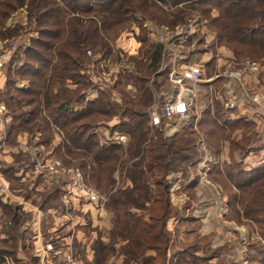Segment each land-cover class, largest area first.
Wrapping results in <instances>:
<instances>
[{
    "label": "trees",
    "instance_id": "1",
    "mask_svg": "<svg viewBox=\"0 0 264 264\" xmlns=\"http://www.w3.org/2000/svg\"><path fill=\"white\" fill-rule=\"evenodd\" d=\"M25 1L5 0L0 3V26H4L15 7ZM182 3L194 4L191 9L202 15L211 16L217 12V16L210 20L217 46L229 49L236 62L264 61V0H28V16L35 21L40 39L33 40L23 61L19 62L20 53L15 54L5 67L6 82L1 99L11 117L6 126L10 137L19 132L34 134L37 131L46 141L41 143L49 144L56 129L68 144L64 147L66 155L81 154L92 160L91 185L106 192L114 187L117 173L132 183V187L112 194L106 204L114 214L113 227L109 246H104L100 239L96 240L101 247H93L96 264H105L104 259L115 254V244L125 239L128 243L121 248L126 259L124 264H167L172 237L179 229L169 231L168 220L175 218L181 226H193L198 221L189 211L191 202L180 208L170 200L173 181L169 177L176 174L188 177L190 171L196 170V161L201 156L193 127L184 126L166 137L165 119L161 128H153L150 124L153 94H160V99H165L164 94H167L163 90L165 82H158L164 73L156 69L162 63L163 48L156 49L149 38L146 37L145 41L142 36L146 43V63L134 62L142 73H146V78L123 77L127 84L133 82L137 85L135 98L125 95L123 104H117L110 94L99 90L94 102H83L88 89L82 75L86 51L110 54L112 44L126 26L135 22L132 16L137 11L156 24L176 25L185 20L188 12L182 8L180 16L176 14L174 17L178 18L170 21L171 14L163 8L165 5L177 7ZM16 77L28 81L29 88L19 89L15 85ZM68 82L76 88L69 89ZM198 86L199 90H207L209 94L208 85L201 83ZM211 99L213 103L205 104L201 110L199 125L208 139L211 154L218 156L222 141L230 138L226 135L228 128L234 129L239 122L226 119L223 102L213 91ZM116 116L123 120L119 124L122 132L130 136L124 160L120 156L124 152L122 145H101L99 138L90 133L95 123ZM152 131L154 134L150 137ZM244 140L242 143L232 142L233 149L245 151L250 139ZM24 156L29 159L27 154H20L17 158ZM83 168L86 169V165ZM9 172L4 173L8 178ZM212 175L213 181L228 194L230 216L233 218L234 214L239 223L243 220L257 228L256 240L247 244L248 259L253 264H264V163L250 170L235 160L230 165L215 164ZM193 182L188 186V192L194 190L196 182ZM47 197L46 201L48 198L57 199L56 196ZM191 197L194 199L195 194ZM132 209L142 211L143 215L131 212ZM10 217L11 225L17 226V216ZM196 230L191 231L192 239L181 253L195 257L191 264H241L228 258L226 249H213L210 237ZM150 251L154 255H148ZM199 252L202 256L198 255ZM9 259H12L11 253L0 250V264H10Z\"/></svg>",
    "mask_w": 264,
    "mask_h": 264
},
{
    "label": "rangeland",
    "instance_id": "2",
    "mask_svg": "<svg viewBox=\"0 0 264 264\" xmlns=\"http://www.w3.org/2000/svg\"><path fill=\"white\" fill-rule=\"evenodd\" d=\"M4 2L5 0H0V3ZM186 4L182 3L177 7L165 5L163 8L166 13L169 12V14H171V17H169L170 21L178 18L174 17L176 14L180 16L181 12L179 10H182V8L188 12V14L185 15V20L177 22L174 26L156 24L149 18L143 16L140 11H137L132 16L135 22L126 26V29L120 34L121 36L116 43L112 44L113 50L110 54L105 52L106 55L102 52L95 54L93 50L92 55L86 54L82 75L83 80L88 84V89L84 96V104L92 102L91 100L93 99L95 101L98 97V94L97 96L95 94L96 92L99 93V90H103L110 94L112 100L117 104H123L125 95H128V97L132 99L135 98L138 94L137 85L133 82L127 84L123 77L125 75H132L136 78H146V73H142L141 69L135 64V62L146 63V43L143 41L142 36H145V41L146 37L149 38L150 43L154 44L156 49L163 48L165 62L156 69L158 70L157 72L164 73V76L159 78L158 82H165L163 90H166L168 95H171L175 91H179V89L177 90V88L170 86L167 79V74L172 69H179L183 65L194 66L201 64L202 83L208 85L210 89L209 94L207 90L203 92L199 90V94H202L203 97L198 95L197 107L196 109L194 108L192 115L201 118V110L206 103L210 102L212 94H210V91L215 92L217 98L221 99L222 83L224 81L223 79H225L224 75L226 73L229 75L238 71V67L233 62L236 60L226 56L217 46L215 34L210 27L211 18L213 19L214 16H217L216 11H214L211 16L209 14L202 15L191 9L192 6H195L194 4H187L188 6L185 7ZM27 6L28 0L25 1V4H18L14 12L7 19L5 25L0 26V35L10 39V41L7 42L9 43L8 48L14 49V55L20 53L21 57L19 62L24 60L25 52L32 47L33 40L40 39V35L36 30V25V33L32 38L19 39L14 37L19 34V28L15 34L10 23L12 20L16 19L22 20L20 17H25L24 15L28 12ZM22 31L25 32L26 29ZM205 57L210 58L207 63H210L209 67H203L202 65L205 62ZM136 59L140 61H136ZM10 61L11 60L8 62ZM101 63H103V67H101ZM155 72L156 70H154V73ZM105 74L107 76L108 74L112 75V81L110 83L107 82V76ZM153 78L156 79L155 75ZM15 85L19 89L29 88L30 86L28 81L21 80L18 77H16ZM188 87L191 88V86ZM153 95L150 110H158L162 107L165 99H160V94L155 93ZM73 106H75V108L80 107L79 105ZM122 121L123 120L119 116L108 120H101L93 125L90 133L95 134L99 138L101 145L114 144V141L110 139L111 136L116 132L124 133L119 127ZM190 121L193 122L191 119L188 121L178 120L177 118L166 120L164 126L165 135H168V130L173 132L176 131L175 128L180 130L184 126H189ZM194 124H196V121ZM191 126L193 127V125ZM3 129L2 124H0V131H3ZM34 134L35 135H33V133L30 134V141L29 138L21 140V142L20 139L14 141V146L18 147L30 145L34 148L33 146H35L36 149L31 150L32 155H28V160H26L25 156L23 158H17L18 155L13 158L10 152L11 149H7L6 144L5 147L0 149V160L6 161V163L12 161L10 167L13 168L9 169L10 178L6 177L7 181H4L5 184L2 183L4 177L2 178V173H0V250L11 253L12 259L8 260L10 264H29L31 260L30 256L36 246V242H38L35 237L38 233H42V244H45L47 241L60 242L57 237H69L74 228H80L81 232H84L91 239L92 237H94V239L96 238V227H93L90 214H85L84 211V209L90 208V206H85L90 202L71 198L73 194H75L71 186L73 182V170H78L82 174V178L86 184L92 187V189H96L95 191L99 195L109 196L107 203L112 197V194H116L120 189L122 190L124 186L123 180H125V177L123 178V174L119 176L117 173L115 178L119 184H114V193H111V189L106 190V192L97 189L90 184L91 159L81 154L77 156L71 154L66 155V149H64V147H67L68 144L63 137L54 138L49 144H42L41 142L46 141L42 139L41 134L37 131H35ZM153 134L152 131L150 137ZM202 140L203 138L200 139V141ZM128 144L122 146L124 148L123 155H120L122 160L127 156L126 149ZM145 146L146 144L144 147ZM249 158V160L253 161L261 159L257 167L261 166L264 163V152L253 153L249 155ZM203 159V164H196V170L193 172L190 171L191 173L188 177H184L181 174L170 176V178H173L170 189L173 203L182 208L187 202H191V207L189 209L190 213L195 214L196 212L199 218L203 220L201 223L197 221L193 226L188 224H183L181 226L179 221L174 219L169 221L170 228H172L173 225L175 226V221H177L176 225L179 229L175 237H172V243L167 254V264H173L180 260L183 264H191L195 257L184 256L183 254L181 255V253L185 248L184 246L189 244L192 239L191 231L196 229L198 233L200 229L201 231L212 230L214 235L209 237L212 241L211 247L213 245L214 249H226L225 254L231 259L241 264H253L251 260L248 259L247 244L256 240L258 234L257 228L253 224H246L243 220L239 223L234 214L233 218L230 216V207L227 204L228 194L224 193L222 188L217 184V188H215V186L206 182L209 181L208 179H215L214 175H212L215 163H209L210 159L208 157L206 158V156H203ZM253 161H251V163H253ZM84 165H86V169L83 168ZM243 165L248 168L245 164ZM248 165L250 164L248 163ZM195 179L196 181L198 180V185H193V188L196 187L198 189V193L201 197V201L199 200L198 202H195V198L192 199L191 197L196 194L194 190L188 192L187 190L184 191V189H181L186 185L194 183L193 181ZM170 180H168V182H170ZM220 194H223V196ZM48 195L50 197L56 196L57 199L52 200L48 198ZM46 197L49 201H46ZM203 198L207 200H203ZM53 210H57L58 212L62 211L64 214L68 213L69 216H67L63 224H61V222H55L54 216L58 213ZM207 210L210 211V214L207 213ZM104 211L105 210H101L99 216H103L101 219V230L103 234L106 235L109 230L106 228L104 222L107 221L110 216L105 215ZM13 214L17 216L18 224L14 227L11 225L12 217H10L11 215L13 216ZM185 215H187V212ZM36 219L41 223L39 231L36 230ZM77 220H79V223L75 224ZM46 221L49 222L48 227L45 224ZM94 221L95 224H99L97 218H94ZM80 223L83 226H80ZM66 225H68V227H66ZM56 229L57 231L53 233ZM50 231L52 233H50ZM102 242L104 246H109L110 244V241ZM78 244L80 246H75L76 256L78 259L88 261V251L81 243L77 242V245ZM91 245L93 247L97 245L101 248L95 240ZM216 246L222 247L215 248ZM198 255L202 256V253L199 252Z\"/></svg>",
    "mask_w": 264,
    "mask_h": 264
},
{
    "label": "crops",
    "instance_id": "3",
    "mask_svg": "<svg viewBox=\"0 0 264 264\" xmlns=\"http://www.w3.org/2000/svg\"><path fill=\"white\" fill-rule=\"evenodd\" d=\"M27 13L25 15L21 14V15L25 16V17H20L22 20H20V19L12 20V22L10 23L11 24L10 26L14 29V31H17V29H18L17 24H23L24 27L21 29V31L23 29H26V31L25 32L22 31L21 34H26L27 37L26 38L20 37L19 39H30V37L32 38L33 35L36 33V31H35L36 23H34L35 22L34 20L28 18L29 16ZM216 14H217V12H216ZM9 41H10L9 38L4 39V38L0 37V65L2 64V68H1V72H0V106H3L5 108L4 111L0 112V124H2V126L4 128L3 131H0V139H1L0 149L2 147H5V144H6L7 149H11L10 152L12 153L13 158H15V156H17L21 153L31 156L32 155L31 150L36 149V148L33 145L32 146L34 148H32L30 145H28V146L24 145V146H19V147L14 146V143H15L14 141L15 140L18 141V139H20V142H21V140H25L26 138H29V141H30V133L19 132V133L14 134L10 137L9 134H7V132H6L7 123H9L11 121V117L9 115L6 103L1 99V93L5 89V82H6L5 67L8 64V61L11 60L10 58H12L14 56V53H15V52H13L14 49L8 48L9 43H7V42H9ZM152 45H154V44H152ZM219 50L223 51L226 54V56L230 57L231 59H233V60L235 59L233 53L229 49H227L225 47H220ZM164 58H165L164 52L162 50V63L165 62ZM209 59L210 58H206V57L204 58L205 62L202 64L203 67H205V66L207 67V65H208L207 63H208ZM247 61H249V60H246V61L241 62V63L233 61L234 64L238 67L237 70L242 74V81L244 83V86L249 91L264 92V61L257 62L259 64V68L257 71L250 70V68L246 65ZM254 62H256V61H254ZM162 63L160 64V66L162 65ZM199 65H201V64H199ZM227 74L228 73H226L224 75L225 79H224V82L222 84V89H221V100L223 102V109L225 112V117L228 121H230V122L235 121V122H239V123L237 126H235L234 129L228 128L226 135H230V138H225L222 141L220 153L218 154V156H214L211 154L210 144L208 142V139L204 135V132L201 130V127L199 125L201 118L198 116L192 115L194 109L189 114L188 117L177 118V119L188 121L189 119L192 120L191 117H193V116L195 117L193 122L195 123V121H196V124H194L192 121H190V125H193V127H194L193 128L194 135L197 138V149L201 155L196 161L197 165L203 164V160H204L203 156H206V158L208 157L210 159L209 163L214 162L215 164H219L221 166H224V165H230L232 163V161L235 160V161L239 162L243 167H244L243 164L248 166V168L244 167L246 170L254 169V168H257V165H258V163L261 162V159H258L255 161L249 160L250 159L249 155H251L253 153L264 152V138H263V136H264V110H263V108L258 107L257 105L250 102L248 100V98L243 94L240 87L235 84V80L232 78V75L231 74L227 75ZM67 84H68L69 89L74 90L76 88V86L74 84H71L69 82ZM211 93H212V91H210V94ZM97 94L98 93L96 92L95 95L97 96ZM172 94H174V92ZM164 95L165 96H171V95H168V93L164 94ZM198 95L201 97V95L199 94V88H198V91L196 93V101H195L196 106L194 107L195 109L197 107ZM91 101L94 102V99ZM165 102H166V99H165ZM212 103H213L212 99H210V102L208 104H212ZM175 130L178 131L177 128H175ZM176 131L170 132V130H168V132H167L168 135H166V136H172ZM164 132H165V127H164ZM125 134H127V133H125ZM33 135H35V134H33ZM57 137L62 138V134L60 132H58L57 130H55L54 138H57ZM201 138H203L202 141H200ZM129 139H130V136H129ZM244 139H246V140L250 139V142L247 144L245 151H242L241 148L233 149L232 142L242 143L243 141H245ZM29 144H31V143H29ZM243 152H245V153H243ZM251 161H253V163H251ZM11 163H12V161L6 163V161L0 160V173H2V175H1L2 178L4 177L2 179L3 184H5V182L7 181L4 173L6 171H9ZM248 163L250 165H248ZM176 175H180V174H176ZM170 179L172 180L173 178H170ZM208 180L209 181H206L207 183H209L212 186H215V188H217L216 187L217 183L215 181H213L212 179H208ZM194 181L196 182L195 186H197L198 180L196 181V179H195ZM116 184H119V182L116 181L115 185ZM123 184H124L123 190L127 189L128 187H132V183L128 180H123ZM200 185H201V183H200ZM188 186L189 185H186L184 188H181V189H184V191L185 190L188 191ZM110 191H111V193H114L115 189L112 188ZM194 191L196 192L194 201L195 202H198L199 200L201 201V197H200V195L198 193V189L196 187H194ZM170 193H171V191H170ZM220 195L223 196V194H220ZM100 197H101V199L99 200V202H90L89 201L90 203L85 205V206H90V208H88L86 210L84 209L85 214H87V213L90 214L92 221H93V227H96V231H95L96 232L95 233L96 238L95 239H94V237H92V239H91L84 232H83L84 233L83 234L81 232L80 228H78V229L74 228L73 232L69 235V237H67V238L66 237L62 238L61 236L57 237V239H59V241H60V242H57V250L58 251H56V252H45L44 245L42 244V239H43L42 233L41 234L38 233L35 236L38 242H36V246H35L32 254L30 256L31 260H30L29 264H62L66 261L68 254L73 255L74 260L78 264H96L95 251H94V248L91 244H92V242H94V240L96 241L98 239H100L101 241H104V242L110 241L111 231H112V227H113V218H114L113 212L106 208L107 199L109 198V196H104V195L101 196L100 195ZM73 198L74 199L77 198L76 200H80V201H84V202L88 201L87 199H83L81 197H73ZM170 200L173 203L171 195H170ZM203 200H207V199L203 198ZM174 205L180 207L177 204H174ZM101 210H105L104 211L105 215L110 216V217H108V220L104 222V224L106 225V228H108V230H109L106 235H104L102 230H101L102 229L101 219L103 217V216L102 217L99 216ZM54 212L58 213L57 215L54 216L55 222H61V224H63L65 222V220L67 219V216H69L68 213L64 214L62 211L58 212L57 210H55ZM131 212L137 213L138 215H143V212L140 210L132 209ZM40 213H41V210H40ZM207 213L210 214V211L207 210ZM192 215L200 223L202 222L203 219L199 218V216H198V214H196V212H195V214L193 213ZM94 218H97V220H99V224H97V223L95 224ZM171 219L176 220L175 218H170L167 222V229L171 232H175V229L177 227V225H176L177 221H175L176 222L175 226L173 225V227L170 228L169 227V221ZM144 220H146V215L144 216ZM78 221L79 220H77L75 224L79 223ZM36 222H37L36 230L39 231V229L41 227V223L37 219H36ZM81 223H82V221H81ZM81 223H80V226H83ZM45 224L48 227L49 222L46 221ZM66 227H68V225H66ZM56 231H57V229L54 230L53 233H55ZM50 233H52V232L50 231ZM199 234L206 235V236L214 235L212 230L201 231V229L199 231ZM173 237H175V236H173ZM68 240H71V241H68ZM77 242L81 243L84 246V248L88 251V254H89L88 261L78 259V257L76 256L75 246H80L79 244L77 245ZM127 243H128L127 239L118 241L115 244V251H116L115 254L111 255L107 259H104L105 260V261L103 260L104 263L105 264H124L126 259H125L124 253L121 251V248H123ZM222 246H216L215 248L222 247ZM212 248H213V245H212ZM148 255H154V252L150 251L148 253ZM225 255L228 256L227 254H225ZM228 258H230V257L228 256ZM132 264H142V263L134 262Z\"/></svg>",
    "mask_w": 264,
    "mask_h": 264
},
{
    "label": "built area",
    "instance_id": "4",
    "mask_svg": "<svg viewBox=\"0 0 264 264\" xmlns=\"http://www.w3.org/2000/svg\"><path fill=\"white\" fill-rule=\"evenodd\" d=\"M19 28V34L14 37L26 38V34H21V29L24 27L23 24H17ZM16 34V31H15ZM86 54L92 55L91 50H87ZM246 65L252 71H257L259 68V64L254 61H247ZM101 67H103V63H101ZM2 64L0 65L1 72ZM106 75V74H105ZM232 78L235 80V84L240 87L243 94L248 98L250 102L257 105L258 107L263 108L264 110V92H253L249 91L242 81V74L239 71L233 72ZM107 76V75H106ZM202 66L201 65H183L179 69H172L169 72L168 80L172 87L179 89L178 92H174L171 96H166V102L160 109L150 110V124L154 128H161L165 120H171L173 118H186L193 111L196 106V93L199 88V84L202 83ZM112 75L108 74L106 80L107 82H111ZM188 86H191L189 88ZM5 108L0 106V112L4 111ZM114 141V144L126 146L129 142V136L125 133L116 132L111 138ZM72 171V170H70ZM72 189L75 194L73 197H81L83 199H87L90 202H99L101 199L100 195L92 189V187L88 186L84 179L82 178V174L78 170L72 171ZM67 201V200H66ZM44 245L45 252H56L57 243L55 241H47ZM62 264H78L73 255L68 254L66 261Z\"/></svg>",
    "mask_w": 264,
    "mask_h": 264
}]
</instances>
